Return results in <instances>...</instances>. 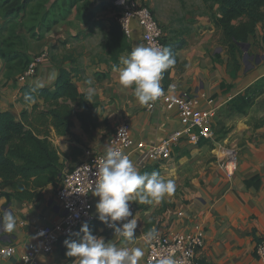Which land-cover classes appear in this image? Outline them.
I'll return each instance as SVG.
<instances>
[{
  "label": "crops",
  "instance_id": "crops-1",
  "mask_svg": "<svg viewBox=\"0 0 264 264\" xmlns=\"http://www.w3.org/2000/svg\"><path fill=\"white\" fill-rule=\"evenodd\" d=\"M38 1L44 5L39 20L17 19L16 31L22 37L23 51L32 59L41 54L42 60L36 73L25 80L19 79L23 72L8 77L0 45V112L11 111L27 128L50 140L60 155L62 174L86 159L88 152L106 153L109 139L120 124H130L135 140L153 144L182 127L176 109H168L160 101L153 108L141 105L134 96V86L123 88L119 84L121 57L131 51L116 56L111 52L117 7L101 8L97 0ZM71 2L75 3L70 6ZM170 2L151 0L150 7L167 37L186 41L177 52L178 62L170 74V84H175L178 91L198 95L199 107L203 109L211 107L206 95L213 98L219 106V116L226 122L228 102L264 77V23L258 25L245 47L240 43L234 74L221 30L211 17L212 13L219 15L218 5L211 8L203 0H172V7ZM46 11L50 13L47 21L52 16L58 21L50 28L42 26L41 37H31L29 26L40 25ZM4 24L0 15V27ZM128 41L131 50L138 45L146 46L142 28L135 20ZM64 70L81 96L77 100L67 99L71 125L67 132L60 133L49 113L58 104L39 96L27 101L22 87L55 90ZM160 84L166 88L163 77ZM90 89L94 90L91 102L87 100ZM63 102L61 98L59 103ZM82 102L95 106V124L87 121V127L84 126L78 115L83 112ZM263 105L264 94L248 115L234 116V126L227 133L214 131V137L203 138L198 143L184 138L174 147L170 158L148 161L147 165L159 166L162 178L174 181L175 190L158 204L132 201L138 208L135 218L138 226L132 241L126 242L98 219L99 197L93 194L92 219L85 222L92 233L118 247L141 248L144 255L139 264H148L144 236L151 229L161 234L188 232L195 224H202L205 244L197 253L198 264H263L256 246L264 236V125L255 126L257 119L264 116ZM221 123L224 125L223 120ZM230 149L237 154V168L232 176L227 175L221 164ZM138 154L132 153L130 159L141 173L144 167L138 163ZM61 179L32 189L34 198L23 200L8 199L2 192L14 193V190L9 185H0V208L11 207L17 221L13 232L0 231V247L16 248V253L1 258L0 264H27L21 253L27 250L29 242L38 240L37 228L61 221L65 213L58 197ZM252 179L255 185L247 183ZM76 234L67 239H78ZM65 240L61 239L53 252L41 255L34 264H75L76 258L66 255Z\"/></svg>",
  "mask_w": 264,
  "mask_h": 264
},
{
  "label": "trees",
  "instance_id": "trees-1",
  "mask_svg": "<svg viewBox=\"0 0 264 264\" xmlns=\"http://www.w3.org/2000/svg\"><path fill=\"white\" fill-rule=\"evenodd\" d=\"M211 8L218 5L219 15L212 13L211 17L215 25L221 30L222 43L227 47L230 56V65L235 74L234 67L238 64V51L240 43H247L251 35L256 33L260 23H264V0H203ZM36 2V3H34ZM75 2H71L72 6ZM36 4V5H35ZM113 3L102 1L100 7H107ZM115 7V5H113ZM44 8L43 3L37 0H0V15L5 20L4 28L10 33V39L6 40L1 48V57L6 62V75L12 77L24 72L33 61L23 51L22 37L16 29L19 24L17 19L39 20ZM49 11L42 15L40 25L32 24L28 30L31 37H41L42 26L50 28L58 20L52 16L47 21ZM113 37L110 48L113 56L121 54L126 50L131 51L128 36L119 22L113 23ZM171 36V35H170ZM163 43L169 49L174 63L162 73L163 84L167 87L170 82L172 69L177 65L178 50L185 46L186 41L178 37L163 36ZM24 99L32 102L36 97H44L46 100H54L58 108H53L49 113L53 116L55 127L60 133H65L71 125L70 106L67 99L77 100L81 96L78 88L71 83L69 74L64 70L61 72L55 90L42 88L36 90L29 86L22 87ZM264 94V77L252 83L245 91L232 98L225 107L228 114L236 116L248 115L251 109L257 104V99ZM64 98L63 103L59 100ZM83 112L79 113L85 127L87 121L96 119L95 106L81 103ZM264 109V105H263ZM218 110L217 117L219 116ZM25 114V112H24ZM218 126L216 121L213 128ZM222 125V124H221ZM264 125V116L257 119L255 126ZM223 125L218 132L227 133L231 127L224 128ZM60 155L52 142L47 138H41L33 129L27 128L23 121H18L14 114L9 111L0 112V185H9L14 193L2 192L8 199L16 197L20 200L32 199L36 195L32 189L43 187L48 183H57L61 179ZM156 171L160 174L158 165H146L141 174ZM249 185H255V179L248 180Z\"/></svg>",
  "mask_w": 264,
  "mask_h": 264
},
{
  "label": "built area",
  "instance_id": "built-area-1",
  "mask_svg": "<svg viewBox=\"0 0 264 264\" xmlns=\"http://www.w3.org/2000/svg\"><path fill=\"white\" fill-rule=\"evenodd\" d=\"M114 5L118 8L116 20L127 36L131 35V24L135 20L142 28V37L146 46L165 47L163 28L152 9L145 2L121 0ZM42 57L41 54L35 56L19 79L23 81L27 76L34 75ZM161 89V95L155 101L150 102L148 107L153 108L160 101L165 104L166 108L176 109L182 123L180 129L171 133L160 143L153 144L135 140L130 124L123 123L117 126L109 139L110 148L120 150L129 157L132 153L139 152L138 163L143 167L150 160L170 158L174 147L184 138L198 143L203 138L214 137L215 134L213 124L219 106L215 104L213 98L206 95L211 107L203 109L199 107L200 97L198 95L189 91H178L175 84H170L166 88L161 85ZM104 156L105 153L88 152L86 159L79 162L73 169L63 172L58 197L64 208V216L61 221L53 225L37 228L38 240L29 242L27 250L21 253V258L25 263L34 264L41 255L53 252L61 239L74 236L83 223L92 219V195L98 179V167ZM225 158L226 160L221 164L227 175L232 176L237 168L236 151L228 150ZM129 203L133 217L128 219H135L138 208L134 202ZM107 228L110 227L107 226ZM144 237L148 247V264L156 263L159 258L165 255L173 256L177 264H198L197 253L205 244V229L202 224H195L193 229L188 232L158 233L153 239H149L148 234ZM15 253L14 246L0 247V259ZM256 254L264 264V236L257 243Z\"/></svg>",
  "mask_w": 264,
  "mask_h": 264
},
{
  "label": "clouds",
  "instance_id": "clouds-1",
  "mask_svg": "<svg viewBox=\"0 0 264 264\" xmlns=\"http://www.w3.org/2000/svg\"><path fill=\"white\" fill-rule=\"evenodd\" d=\"M121 63L123 67L118 70L119 84L123 88L134 86V96L138 102L147 105L161 95L162 73L174 60L166 47L138 45L130 54L121 57ZM93 94L94 90L90 89L88 101L91 102ZM97 174L93 194L99 197L96 203L98 219L114 229V233L126 242L134 239L138 226L136 219H128L133 217L129 202L158 204L175 190L174 181L165 180L156 171L141 174L127 154L113 148L106 151ZM16 222L11 207L0 208V231L13 232ZM76 235L78 239L64 241L66 255L75 257V264H139L144 255L139 247H118L106 242L102 237L94 235L87 223L81 226ZM157 235L155 229L148 232L149 239ZM156 264H177V261L173 256L165 255Z\"/></svg>",
  "mask_w": 264,
  "mask_h": 264
},
{
  "label": "rangeland",
  "instance_id": "rangeland-1",
  "mask_svg": "<svg viewBox=\"0 0 264 264\" xmlns=\"http://www.w3.org/2000/svg\"><path fill=\"white\" fill-rule=\"evenodd\" d=\"M140 1H142V0H140ZM146 3H147V5L149 6V7H151V0H144ZM171 5H172V7H173V3H172V0H171ZM179 4H182L181 2H179ZM171 7V8H172ZM185 7V6H184ZM161 22V21H160ZM4 27V26H3ZM8 39H10V33L8 32V30H6L5 28H4V30H3V32H0V45L2 44H4L5 43V41L6 40H8ZM23 44V43H22ZM20 48H24L23 46H21ZM40 54H37L36 56H39ZM219 115H220V113H219ZM221 120H223V122H224V127H223V129L224 128H228V126L229 127H231V126H234V115H231V114H228V119H227V121L225 122V119H221V117L220 116H218L217 117V119H216V121L218 122V126L216 125V127H214V131H218V130H220L221 129V127H222V125L221 124H223V123H221ZM226 124H228V125H226ZM218 128V129H217Z\"/></svg>",
  "mask_w": 264,
  "mask_h": 264
},
{
  "label": "water",
  "instance_id": "water-1",
  "mask_svg": "<svg viewBox=\"0 0 264 264\" xmlns=\"http://www.w3.org/2000/svg\"><path fill=\"white\" fill-rule=\"evenodd\" d=\"M98 2H100V1H105V2H110V3H118V2H120L121 0H97ZM242 46H246V44H242Z\"/></svg>",
  "mask_w": 264,
  "mask_h": 264
}]
</instances>
